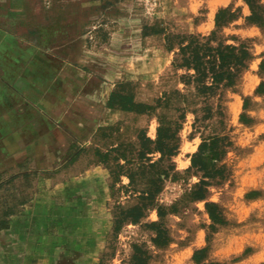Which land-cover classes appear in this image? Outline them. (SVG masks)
<instances>
[{"label": "rangeland", "instance_id": "rangeland-1", "mask_svg": "<svg viewBox=\"0 0 264 264\" xmlns=\"http://www.w3.org/2000/svg\"><path fill=\"white\" fill-rule=\"evenodd\" d=\"M225 7L237 20L217 29L216 14ZM249 15L243 0H0V26L19 36L25 50L52 54L73 79L74 94L67 89L66 95L73 113L67 141L84 156L66 178L86 180L75 189L82 198L58 199L59 208L75 201V209L39 215L31 229L15 233L20 246H11L10 264H129L135 245L148 252V264H264V94L256 93L264 83V27L250 25ZM216 30L219 38L236 40L228 43L246 44L253 58L236 86L210 101L181 82L177 49L167 50L163 34L144 37L155 31L209 36ZM120 84L155 110H116L121 117L110 118L108 89ZM81 89H90L93 98L72 102ZM208 107L213 116L205 120ZM161 126L179 131V150L153 169L139 160V138L145 132L155 141ZM214 136L233 143L224 161L231 176L214 182L205 201H195L202 174L189 170L191 156ZM148 157L154 163L160 154ZM171 164L175 170L159 183L161 192L144 200L151 180ZM207 202L218 206L224 225L212 222ZM134 207L143 208L138 223L125 216ZM153 223L166 232L165 247L152 242ZM199 251L203 260L196 262Z\"/></svg>", "mask_w": 264, "mask_h": 264}, {"label": "crops", "instance_id": "crops-1", "mask_svg": "<svg viewBox=\"0 0 264 264\" xmlns=\"http://www.w3.org/2000/svg\"><path fill=\"white\" fill-rule=\"evenodd\" d=\"M11 33L0 26V264H10L11 246H20L16 232L31 229L39 215L75 209V201L59 208L58 199L82 198L76 190L86 183L85 178H66L84 156L80 151L72 161L74 146L67 141L73 113L66 95L67 89L74 94L73 79L52 54L25 50ZM113 91L110 86L109 95ZM76 94L72 102L93 98L90 89ZM105 110L114 120L121 117ZM42 165L48 172L56 167V173L37 170Z\"/></svg>", "mask_w": 264, "mask_h": 264}, {"label": "trees", "instance_id": "trees-1", "mask_svg": "<svg viewBox=\"0 0 264 264\" xmlns=\"http://www.w3.org/2000/svg\"><path fill=\"white\" fill-rule=\"evenodd\" d=\"M248 7L250 15L246 17L250 25L264 27V0H243ZM237 20V14L231 9H220L216 14L215 24L217 29L228 26ZM219 31H213L209 36L193 34H171L166 32L155 31L145 33L144 37L151 35L163 34L165 37L166 48L169 52L177 49L178 59L174 64L177 70L184 71L181 76V82L185 86H193L197 93L206 101L220 99L225 90L232 89L240 79L241 75L248 69V64L252 60V54L246 44L228 43L229 40L235 42L234 38L221 39L218 37ZM264 71V61L260 66ZM127 84H120L117 90L110 93L106 108L119 110L121 112L132 113L136 115H145L155 110L154 106L145 105L136 102L134 89L127 91ZM257 94H264V83H261L256 90ZM217 113L222 115L221 105L216 106ZM212 107L205 109V120H210L213 116ZM178 130L172 131L170 128L161 126L157 131L155 141L146 138L145 132H141V151L139 160L148 162L149 167L155 169L157 164L165 160L171 161L176 157L179 150ZM233 143L228 136H214L210 139L203 140L198 147V151L191 156L189 170H195L196 173L202 174L199 183L193 192L195 201H205L207 190L216 184L227 182L231 172L224 163L229 150ZM160 154L158 162L152 163L149 155ZM79 152H75L70 159L75 161ZM144 168V167H143ZM175 166L171 164L169 169L158 174L157 180H151V189L146 193L144 200H153L156 194L161 192L159 183L169 177V172L174 171ZM131 183L133 178H129ZM206 209L209 217L214 224L224 225L225 220L215 203H206ZM133 223H138L143 217V208L134 207L125 213ZM162 217V212H159ZM156 233L152 239L157 247H165L168 242V236L159 225L153 223L149 226ZM134 254L129 264H148L151 257L142 247L133 246ZM202 252H196L195 261L201 262ZM56 264H73L70 261L58 260ZM218 264V263H211Z\"/></svg>", "mask_w": 264, "mask_h": 264}]
</instances>
